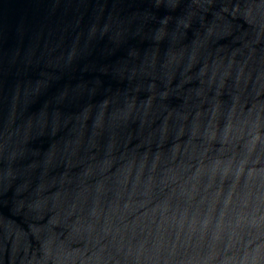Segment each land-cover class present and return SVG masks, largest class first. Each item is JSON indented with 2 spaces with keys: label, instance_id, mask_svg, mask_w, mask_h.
<instances>
[{
  "label": "water",
  "instance_id": "water-1",
  "mask_svg": "<svg viewBox=\"0 0 264 264\" xmlns=\"http://www.w3.org/2000/svg\"><path fill=\"white\" fill-rule=\"evenodd\" d=\"M0 264H264V0H0Z\"/></svg>",
  "mask_w": 264,
  "mask_h": 264
}]
</instances>
